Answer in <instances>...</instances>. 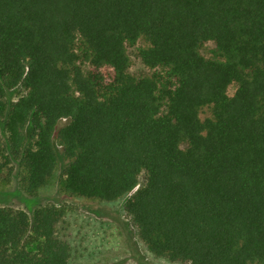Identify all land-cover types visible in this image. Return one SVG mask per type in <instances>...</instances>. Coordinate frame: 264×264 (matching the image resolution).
Masks as SVG:
<instances>
[{
	"label": "trees",
	"instance_id": "trees-1",
	"mask_svg": "<svg viewBox=\"0 0 264 264\" xmlns=\"http://www.w3.org/2000/svg\"><path fill=\"white\" fill-rule=\"evenodd\" d=\"M1 129L0 179L18 160L34 194L65 162L68 193L126 198L155 257L264 264V0H0ZM92 222L0 208V264H83Z\"/></svg>",
	"mask_w": 264,
	"mask_h": 264
},
{
	"label": "rangeland",
	"instance_id": "rangeland-1",
	"mask_svg": "<svg viewBox=\"0 0 264 264\" xmlns=\"http://www.w3.org/2000/svg\"><path fill=\"white\" fill-rule=\"evenodd\" d=\"M146 45L143 40L137 46ZM135 47H127L130 59L129 73L135 76L149 75L151 70L146 68L136 57ZM200 53L206 58H214V43L206 42L200 49ZM85 69H89L87 64ZM106 78H110L112 70L103 67L99 70ZM236 86L228 87V95H232ZM23 94L21 89H15L8 94V99L14 101ZM210 116V109L205 108L200 113V118ZM1 139L6 138L5 131L0 130ZM65 162H61L56 170L52 183L30 194L25 189L26 170L18 160L11 163L9 170L5 171L0 179V208H13L23 210L31 217L37 206L48 204L66 205L78 208L94 220L87 227L91 234V240L86 242L89 248V257L83 264H171L164 258L152 255L140 241L130 218L123 211V203L126 198L106 203L97 199H88L68 193L64 189L63 168ZM145 181L144 174L139 176V184ZM94 225V226H93Z\"/></svg>",
	"mask_w": 264,
	"mask_h": 264
}]
</instances>
